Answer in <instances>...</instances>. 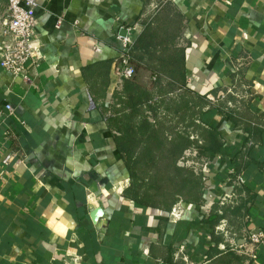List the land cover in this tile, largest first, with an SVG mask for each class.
<instances>
[{
  "label": "crops",
  "instance_id": "obj_1",
  "mask_svg": "<svg viewBox=\"0 0 264 264\" xmlns=\"http://www.w3.org/2000/svg\"><path fill=\"white\" fill-rule=\"evenodd\" d=\"M36 1L42 58L27 81L0 68V108L14 106L0 117V158L16 152L0 159V264H70L74 253L79 264H264L246 241L264 227V0ZM167 1L185 18L187 86L231 110L215 114L224 151L204 159L203 200L176 222L123 195L128 172L102 110L120 87V30L133 40ZM5 10L0 0V21Z\"/></svg>",
  "mask_w": 264,
  "mask_h": 264
},
{
  "label": "trees",
  "instance_id": "obj_2",
  "mask_svg": "<svg viewBox=\"0 0 264 264\" xmlns=\"http://www.w3.org/2000/svg\"><path fill=\"white\" fill-rule=\"evenodd\" d=\"M184 19L167 1L143 23L129 49L136 73L120 77L111 103L102 108L128 172L123 195L138 205L166 211L179 200H203L204 159L224 151L215 114L231 111L187 86L179 46ZM142 69L154 77L150 86L137 79ZM179 160L184 164L178 165Z\"/></svg>",
  "mask_w": 264,
  "mask_h": 264
},
{
  "label": "built area",
  "instance_id": "obj_3",
  "mask_svg": "<svg viewBox=\"0 0 264 264\" xmlns=\"http://www.w3.org/2000/svg\"><path fill=\"white\" fill-rule=\"evenodd\" d=\"M36 8V0H6L5 15L0 21V37L3 38L0 47V68L22 81H27L30 78L28 63L36 65L42 58V53L34 42L37 24ZM60 21H57V25ZM125 30L126 35L119 36L121 50L117 55L118 74L120 77H132L136 73L129 60V49L133 40L129 30ZM152 78L154 79V77ZM13 114L12 103L6 102L1 106L0 117H8ZM15 155V151L6 152L0 158L1 162L7 165ZM204 199L209 204L210 195L206 193ZM192 209V203L179 200L168 212V219L171 222H176L190 213ZM246 241L253 248H264V227L250 231L246 236ZM183 252L184 247L179 245L174 254L175 258L179 259L182 256L187 261L186 257L182 255ZM251 255L255 257L254 253ZM70 260V264H79L80 255L74 253Z\"/></svg>",
  "mask_w": 264,
  "mask_h": 264
},
{
  "label": "water",
  "instance_id": "obj_4",
  "mask_svg": "<svg viewBox=\"0 0 264 264\" xmlns=\"http://www.w3.org/2000/svg\"><path fill=\"white\" fill-rule=\"evenodd\" d=\"M126 33L127 32L125 29L120 30L121 36L126 35ZM102 215H103V210L100 207L94 208L90 213V216H91V219L93 222H95L97 220V218H99Z\"/></svg>",
  "mask_w": 264,
  "mask_h": 264
}]
</instances>
